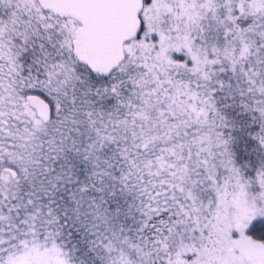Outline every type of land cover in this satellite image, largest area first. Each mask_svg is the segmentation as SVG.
Returning <instances> with one entry per match:
<instances>
[{
  "label": "snow or ice",
  "instance_id": "snow-or-ice-1",
  "mask_svg": "<svg viewBox=\"0 0 264 264\" xmlns=\"http://www.w3.org/2000/svg\"><path fill=\"white\" fill-rule=\"evenodd\" d=\"M0 264H264V0H0Z\"/></svg>",
  "mask_w": 264,
  "mask_h": 264
}]
</instances>
